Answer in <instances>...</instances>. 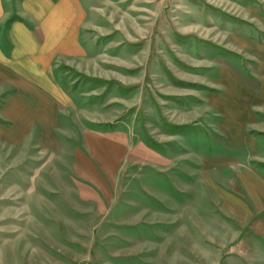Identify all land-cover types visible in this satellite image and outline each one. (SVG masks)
Returning <instances> with one entry per match:
<instances>
[{"label": "rangeland", "instance_id": "1", "mask_svg": "<svg viewBox=\"0 0 264 264\" xmlns=\"http://www.w3.org/2000/svg\"><path fill=\"white\" fill-rule=\"evenodd\" d=\"M86 3L0 95V264H264V0Z\"/></svg>", "mask_w": 264, "mask_h": 264}, {"label": "crops", "instance_id": "2", "mask_svg": "<svg viewBox=\"0 0 264 264\" xmlns=\"http://www.w3.org/2000/svg\"><path fill=\"white\" fill-rule=\"evenodd\" d=\"M86 1L0 0V95L6 96L2 110L40 109L37 81L49 79L54 59L65 48H80L84 42ZM29 118L17 115L19 123Z\"/></svg>", "mask_w": 264, "mask_h": 264}]
</instances>
